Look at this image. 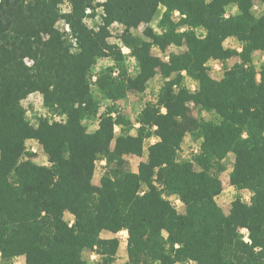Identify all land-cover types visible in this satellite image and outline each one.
Here are the masks:
<instances>
[{"label": "trees", "instance_id": "obj_1", "mask_svg": "<svg viewBox=\"0 0 264 264\" xmlns=\"http://www.w3.org/2000/svg\"><path fill=\"white\" fill-rule=\"evenodd\" d=\"M93 1L0 0L1 255H24L26 264H90L83 252L96 249L98 264H115L120 239L102 237L106 229L128 231L122 264H264V64L258 71L253 62V53L264 51V12H253L258 0H103L98 29L84 20L88 8L96 9ZM230 4L239 12L226 16ZM160 7L161 31L147 26L148 39L133 35L131 29L152 22ZM61 18L77 38L76 51L56 25ZM114 22L125 26L122 40L138 72H104L99 92L116 102L129 91L143 92L159 73L165 79L158 101L142 109L137 134H115L116 124L131 121L114 106L100 115L94 131L85 123L98 112L88 78L92 66L110 55L122 60L108 40ZM230 36L240 41L241 51L225 46ZM171 45L186 48L169 60L152 52ZM234 56L240 60L221 79L211 76V60ZM183 71L199 82L196 91L183 84ZM34 92L65 118L40 117L33 124L21 102ZM192 103L215 117H195ZM189 133L201 139L200 148L193 159H180ZM153 134L159 139L133 171L127 157L142 156ZM30 139L39 142L49 164L33 160ZM230 153V183L249 189L251 199L236 197L225 213L217 196ZM102 158L105 171L95 184ZM172 194L185 212L168 198ZM67 212L74 216L71 225ZM241 229L248 230V241Z\"/></svg>", "mask_w": 264, "mask_h": 264}, {"label": "rangeland", "instance_id": "obj_2", "mask_svg": "<svg viewBox=\"0 0 264 264\" xmlns=\"http://www.w3.org/2000/svg\"><path fill=\"white\" fill-rule=\"evenodd\" d=\"M103 0H94L93 4L96 6V9L88 8L85 22L91 28L98 29L99 25L102 23V14L103 9L102 6H99V2ZM63 12L70 11V6L67 1H65L62 5ZM164 11V7H160L159 12L155 16L154 20L150 23H142L137 28H132L131 31L133 35L142 37L144 39H148L147 36L144 34V30L147 26H152L155 30L161 31L159 26V21L161 19V13ZM230 14L234 13V8L231 7L228 9ZM263 11V8L254 9L255 15H259ZM180 14L174 13V19H178ZM57 27L61 31H65L64 37L67 39L68 43L71 45V49L76 51L77 45L75 40L72 36V30L70 28L69 23L66 21L65 18H61L57 22ZM69 25V30L67 29ZM110 36L108 38L109 42L113 45H116V49L121 51L122 53V60H117L113 55L103 57L98 60V62L92 66L88 78L91 83V89L94 94L96 101L98 102V112L95 116H87L85 119V123L88 126L89 131H94L99 126L100 122V115L103 114L109 106H114L117 111H120L122 115H124L127 119L131 121L130 125H120L116 124L115 127V134L119 135L122 133H130V134H137L138 127L140 126L138 123L139 116L141 114L142 109L146 106L149 102H157L160 90L164 84L165 79L159 73L155 77H153L143 92H135L129 91L127 95L116 101L113 102L111 99H107L104 95L99 92L97 81L99 76L102 75L104 72L108 70H112L114 75H117L119 72H125L127 76H135L138 72V63L135 56L132 53V49L126 45L122 40V34L125 31V26L122 23L114 22L109 27ZM199 35H202L204 32L201 28L195 29ZM237 41V40H236ZM236 41L230 44H235ZM77 42V41H76ZM78 43V42H77ZM185 46H169L165 51H161L157 47L152 48V52L156 55L161 56L164 60H169L171 53H177L185 50ZM240 58L238 56H234L227 61H211L210 63V73L218 78H221L224 75V71L226 68L233 66ZM29 61V60H28ZM253 62L259 71L261 66L264 64V52L263 51H255L253 53ZM186 73V72H185ZM187 75V74H186ZM186 75L183 79V84L186 87H189L191 90H196L198 87L195 86L194 83L195 79L193 77L188 78L186 80ZM257 80L260 81V74H257ZM195 84V85H194ZM177 89L178 87L175 86ZM157 100V101H156ZM22 105L26 110L27 118L33 123L37 124L40 117H46L50 120H61L65 117L60 115L58 112L52 110L50 107H47L44 104V99L41 93H34L29 95L27 98L22 100ZM154 103V102H153ZM191 112L195 117L199 119H210L214 118L215 116L204 109H201L200 106L195 104H191ZM116 116V113H113ZM156 139V138H155ZM154 138H152V141ZM155 141V140H154ZM201 139L197 136V134L189 133L185 137L183 141V146L181 151L179 152L180 159H193L194 155L198 152L200 148ZM114 142L112 143V146ZM27 147L29 150L35 152V156L33 160L39 164H49L48 156L44 152L42 146L36 140H28ZM130 168L133 171H137L140 165L147 161L146 152L143 153L142 156L136 155H129L128 157ZM235 156L233 153H230L227 158L225 159L226 170L220 174V178L223 183V190L217 196V202L222 207L224 211H228L229 207L231 206V202L236 197H241L244 201L249 202L251 199V191L249 189H238L231 185L230 183V172L233 168ZM106 160L104 158L100 159L97 163V168L93 177V181L98 180L105 171L106 167ZM197 167V165H195ZM176 198H172L171 200L177 207L180 212H185V205L183 202H179L175 200ZM66 220L70 223L74 219V216L67 212L65 214ZM74 222V221H73ZM244 233V238L247 240V234L245 230L241 229ZM119 239L122 241L120 243L118 253L116 256L115 264H122L128 258L127 255V237L124 234L117 235ZM248 241V240H247ZM84 259L90 264H98L101 261V255L97 252L96 249H86L83 252ZM0 264H26L25 256H17L11 260H6L0 253ZM177 264H185L184 262H180Z\"/></svg>", "mask_w": 264, "mask_h": 264}, {"label": "crops", "instance_id": "obj_3", "mask_svg": "<svg viewBox=\"0 0 264 264\" xmlns=\"http://www.w3.org/2000/svg\"><path fill=\"white\" fill-rule=\"evenodd\" d=\"M231 7H233L234 8V13L233 14H237L238 12H239V10H238V7H237V5L236 4H230L228 7H227V11H226V16H229V15H231L230 13H229V11H228V9L229 8H231ZM263 8V11H261V13L259 14V15H255V16H260L263 12H264V1H256L255 2V4H254V6H253V12H254V9H258V8ZM176 13L178 14L179 12L178 11H176ZM180 14V13H179ZM255 14V13H254ZM179 18V17H178ZM186 27H182L181 28V30H184ZM198 28H201L202 30H203V34L202 35H204L205 34V29L204 28H202V27H198ZM197 29V28H196ZM237 40V41H236ZM234 41H236V43L235 44H232ZM230 42H232L231 44H230ZM224 44H225V46L226 47H232V48H236L238 51H241L242 50V44L240 43V41L235 37V36H230V37H228L226 40H225V42H224ZM257 51H260V50H257ZM264 52V51H263ZM239 57V56H238ZM211 61H220V60H211ZM211 61L209 62V65H210V63H211ZM211 69V68H210ZM183 74H184V76L187 74V73H185V71H183L182 72ZM211 74V73H210ZM211 76L212 77H214V78H216V79H221V78H218V77H215V76H213L212 74H211ZM191 76L190 75H186V80H188V78H190ZM194 83H196V85L195 86H197V87H199V82L195 79V81H194ZM187 88H189V87H187ZM198 89V88H197ZM196 89V90H197ZM191 90V89H190ZM196 90H194V91H196ZM191 91H193V90H191ZM34 93H39V92H34ZM34 93H31V94H34ZM30 94V95H31ZM42 97H43V95H42ZM166 111V109L164 108V107H162V112H165ZM139 123V125H141V123H140V121H138ZM115 127H116V125H115ZM139 128V127H138ZM154 129H156V127H154ZM152 138H154V140L152 141ZM156 138V139H155ZM159 139V137L157 136V135H155V134H153L151 137H148V138H146V140H145V144H144V152H146V155H147V158H148V146L150 145V144H152V143H154V142H156L157 140ZM30 140H32V139H30ZM182 146H183V143H182ZM96 171V170H95ZM101 178V177H100ZM100 178L98 179V180H96V181H93L95 184H100ZM168 198L169 199H172V198H176L175 200H177L178 201V198H180L178 195H176V194H172V195H170V196H168ZM219 204V203H218ZM231 207V206H230ZM230 207H229V209H228V211H224L225 213H229V211H230ZM74 221V219L72 220V222ZM243 230H245V229H243ZM120 234H124L126 237H127V242H128V231L127 230H122V231H120V232H118V233H114V232H112V231H110V230H103L102 232H101V236L102 237H106V238H109V237H114V236H117V235H120ZM118 237V236H117ZM120 243H122V241L120 240ZM128 255V254H127Z\"/></svg>", "mask_w": 264, "mask_h": 264}, {"label": "built area", "instance_id": "obj_4", "mask_svg": "<svg viewBox=\"0 0 264 264\" xmlns=\"http://www.w3.org/2000/svg\"><path fill=\"white\" fill-rule=\"evenodd\" d=\"M67 29L69 30L70 28H69V25H68V27H67ZM73 36V35H72ZM73 39L75 40V43L77 44V38L76 37H73ZM27 62L29 63V64H31V61L29 60H27ZM157 101V100H156ZM154 103H156L155 101H153ZM141 193L143 192V190H141L140 191ZM178 201L179 202H181V199L180 198H178ZM73 222H70V225L72 224ZM245 232H246V234H247V240H249V237H248V230L247 229H245Z\"/></svg>", "mask_w": 264, "mask_h": 264}]
</instances>
